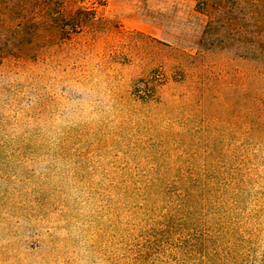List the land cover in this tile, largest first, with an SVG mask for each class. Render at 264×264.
<instances>
[{
	"label": "rangeland",
	"instance_id": "rangeland-1",
	"mask_svg": "<svg viewBox=\"0 0 264 264\" xmlns=\"http://www.w3.org/2000/svg\"><path fill=\"white\" fill-rule=\"evenodd\" d=\"M243 1L0 0V264H122V183L150 179L227 222L224 264L264 251V0Z\"/></svg>",
	"mask_w": 264,
	"mask_h": 264
},
{
	"label": "trees",
	"instance_id": "trees-1",
	"mask_svg": "<svg viewBox=\"0 0 264 264\" xmlns=\"http://www.w3.org/2000/svg\"><path fill=\"white\" fill-rule=\"evenodd\" d=\"M232 0H216L218 7ZM253 0H244L243 2ZM260 1V0H255ZM211 5V4H210ZM123 194L134 193L142 199L135 208L138 225L125 221L122 235V264H224L231 254L234 238L225 231L223 221L206 220L204 204H189L191 198L184 197L180 183L174 188L166 180L150 179L122 183ZM174 190V191H173ZM192 200V199H191ZM209 205L214 206L212 197ZM152 203V207L149 205ZM141 210V211H140ZM206 210V209H205ZM189 211L188 215L186 212ZM138 216V215H137ZM207 221V222H206ZM131 224V231L127 235ZM188 227V234L183 230ZM206 227V228H205ZM221 229V230H220ZM133 232V236L131 235ZM134 246L135 251L131 250ZM220 262V263H218ZM251 264H264V251L252 259Z\"/></svg>",
	"mask_w": 264,
	"mask_h": 264
}]
</instances>
